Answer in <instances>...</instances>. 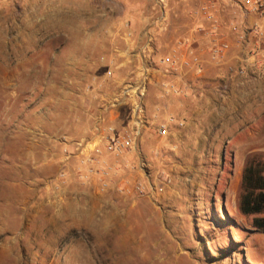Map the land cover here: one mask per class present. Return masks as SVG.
Here are the masks:
<instances>
[{
	"label": "rangeland",
	"instance_id": "obj_1",
	"mask_svg": "<svg viewBox=\"0 0 264 264\" xmlns=\"http://www.w3.org/2000/svg\"><path fill=\"white\" fill-rule=\"evenodd\" d=\"M156 1H146L144 26L161 13ZM167 1L178 31L207 0ZM77 13L54 85H26L0 40V264H264V232L239 209L247 161H264L258 116L206 112L209 131L145 147L150 164L131 171L110 163L86 177L87 167L64 158L65 140L84 135L90 79L104 73L89 61L106 54L88 52L97 22ZM13 61L20 66L21 55Z\"/></svg>",
	"mask_w": 264,
	"mask_h": 264
},
{
	"label": "crops",
	"instance_id": "obj_2",
	"mask_svg": "<svg viewBox=\"0 0 264 264\" xmlns=\"http://www.w3.org/2000/svg\"><path fill=\"white\" fill-rule=\"evenodd\" d=\"M106 1L111 3L109 6L113 14H106ZM117 1L122 5L121 10L113 0H20L17 5L14 0H0V40L3 39L5 44L8 68H20L22 79L28 86L54 85L61 55L71 52V44L66 43L63 35L72 34L76 28L80 19L79 10L89 12L97 22L89 35L93 44L88 52H106L105 56L90 59L89 62L94 66L103 67L104 73L92 76L89 85L107 88L114 85V80H122L128 67L116 70L112 77H108V66L112 61L121 59L119 52L126 54L127 47L135 48L145 41V10L148 4L147 0ZM240 10L231 5L230 0L226 1L217 11L216 36L211 31L198 30L200 22L208 26L211 24L203 15L189 16L192 23L190 30L180 26L178 32L170 26L163 35L161 41L166 45L163 53L172 54L178 63L177 66H161L156 84L149 87L146 111L154 121H163L171 115L185 121V125L182 128L172 125L170 135L165 138L159 136L155 126L149 125L141 140L143 149L154 147L158 150L164 147L167 139V143L177 142L183 134L193 135L201 131L202 135L205 130L209 131L205 125V115L209 111L234 114L244 111L246 117L258 116L264 120V74L259 75V71L264 70V0L263 8L259 11L246 9L244 20ZM120 21H132V30H117ZM106 23H114L115 28H105ZM243 25L246 28L244 42ZM222 41L228 42L229 48L216 53V45ZM18 54L21 55V65L13 66V55ZM193 57L199 59L203 69L201 73H197L195 63L190 67L183 64L185 59ZM245 66L247 73L229 79L231 69ZM187 81L197 82L196 92L187 88ZM221 82L229 85L228 91L220 89ZM10 83H13L12 79ZM175 88L179 91L175 92ZM99 98L98 93L94 92L85 101L87 107L84 110L86 124L82 126L83 136L92 132V110L97 108ZM111 127L113 130H110ZM129 127V107L121 105L109 113L103 131L119 136L125 135ZM105 159L109 166L116 163L115 168L126 171L136 169L139 164L134 151H127L121 157L107 155ZM79 163L80 160L75 158L73 164Z\"/></svg>",
	"mask_w": 264,
	"mask_h": 264
},
{
	"label": "built area",
	"instance_id": "obj_3",
	"mask_svg": "<svg viewBox=\"0 0 264 264\" xmlns=\"http://www.w3.org/2000/svg\"><path fill=\"white\" fill-rule=\"evenodd\" d=\"M20 0H14V4H18ZM227 0H207L201 5L197 15H203L211 24L210 31L216 36L217 31V11L226 4ZM231 5H234L240 10L242 19L246 9L259 11L263 8V0H230ZM155 6L161 8V13L157 16L148 17L147 25L145 26V41L132 48L127 47V52L124 54L119 52V60H114L110 63L107 69V76L112 77L116 70H121L128 67L127 72L124 71L122 80H114V85L110 87L97 86L96 92L99 95V103L96 109L92 110L94 126L89 135L70 138L65 140V159L77 158L83 165H93L88 167V173L108 172L109 163L105 159L107 155L123 156L127 151H134L135 156L139 158V164H150V160L144 153L141 143L144 130L153 125L156 127L160 137L165 138L170 135L172 125L176 128H182L185 121L177 119L175 116H169L163 121H155L148 117L146 111V97L149 92V87L156 84L157 73L161 71L162 65L177 66L178 60L172 54H165L163 50L165 44H162L161 38L169 30V13L168 1L157 0ZM127 27L130 26L126 23ZM198 30L206 32L203 25L198 26ZM246 28L243 25L242 40L245 38ZM244 42V40L242 41ZM229 44L222 41L216 45L215 52L221 53L228 49ZM104 59V58H103ZM196 64L197 73L202 72V66L199 64V59L193 57L185 59L183 64L187 67ZM177 67H175L176 70ZM169 72V71H168ZM163 73L167 74V71ZM247 73V68L241 67L231 69L229 79H233L237 75ZM264 70L259 71V75H263ZM116 81V82H115ZM197 82L187 81V88L196 92ZM94 86H89L91 90ZM227 86H221L224 91ZM175 92L179 89L175 88ZM127 105L130 111V127L125 135L115 136L109 135L103 131V124L106 123L109 113L115 108ZM88 111V110H87ZM113 130V127L110 128Z\"/></svg>",
	"mask_w": 264,
	"mask_h": 264
},
{
	"label": "trees",
	"instance_id": "obj_4",
	"mask_svg": "<svg viewBox=\"0 0 264 264\" xmlns=\"http://www.w3.org/2000/svg\"><path fill=\"white\" fill-rule=\"evenodd\" d=\"M239 209L242 214L252 216L253 225L264 232V161H247L242 174Z\"/></svg>",
	"mask_w": 264,
	"mask_h": 264
}]
</instances>
